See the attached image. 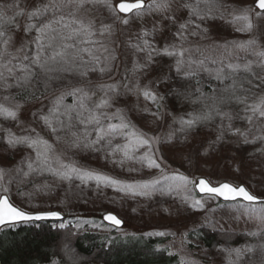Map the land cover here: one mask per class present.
Instances as JSON below:
<instances>
[{"label": "rangeland", "instance_id": "1", "mask_svg": "<svg viewBox=\"0 0 264 264\" xmlns=\"http://www.w3.org/2000/svg\"><path fill=\"white\" fill-rule=\"evenodd\" d=\"M122 1L135 2V0H108V5L111 7L104 3H86L78 12V19L85 24H93V30L97 33L94 39L102 41L108 47L109 52L103 55L115 56V59L109 58L107 61H103V55L97 53L101 55V66H106L108 71L104 73L89 72L85 81L76 86H82L88 91L91 99L87 103L90 108H93L95 103L105 95L101 90L102 85H118L115 92L107 94L111 106L99 111L112 116L117 113V110H121V115L125 117L126 121H130L136 129L148 135L159 136L161 143L154 144L153 147L160 149L156 154L157 159L161 154L164 157L162 164L165 169L164 174H183L188 178L189 183L184 185L180 181L172 182L174 185L180 184L181 187L179 191L171 195H161L157 191L151 195H139L136 198L128 191H121L123 194L119 196V194L113 193V190L119 191L117 187L101 185L103 189L95 191L92 195L95 198L93 201L97 200V202L91 203L89 207L92 208L91 212L93 213L100 215L112 213L124 222V227L121 230L102 225L99 227V232L110 234L114 230L123 235L136 232V234L142 233L156 239L162 238L166 242L161 248L166 249L171 255H176L182 263L203 264L201 260L202 242L196 238H190L192 232L201 228L229 232L260 231L264 230V222L258 218L259 214L247 215L243 208L238 211V203L223 204L215 198L199 197L195 192L193 181L196 182L203 178L212 186L223 182L235 186L243 184L250 193L264 199V139H258L254 143H245L243 136L227 130L229 124L227 118L221 123L220 117H215L212 121L198 124L186 134H178L177 138L164 143L167 136L179 127L174 123V120L188 119L190 118L189 113H199L204 108V102L193 104L190 99H186L188 93L195 91L196 80L186 79L182 73L177 74L175 57L154 55L149 70L138 71L140 69L135 66L139 65L137 60L142 53L132 45H137L142 33L150 30L158 50L173 44L193 49L191 52L185 53V59L187 60L189 56L193 60L203 59L204 66L209 69L223 67L224 72L228 74L230 70L227 68V64L243 65L251 61L248 72L235 73L232 79L224 80L223 83L213 79L214 72L210 74L203 71L202 68L197 69L195 65L192 67L198 72L200 86L207 97H211L214 90L217 97L231 95V93H222L220 90L231 85L233 79L236 81L235 95L245 97V103L238 104L234 101L225 103L221 106V110L232 116V128L246 133L248 140L252 141L255 137H264V117L260 116L259 112L253 113L250 108L245 111L246 105L258 103L259 97L264 96V86L253 87V85H259L260 81L264 79V59L252 54L264 51V15L257 16V10L253 7L255 0H222V4L219 5L223 9L220 13L221 20L207 23L203 26L204 28L198 29L199 35L185 42L173 37V34L176 26L186 17V12L183 9L186 0H166L168 5L166 9L135 12L130 16H122L116 11H112V8ZM144 2L145 5H148L152 3V0H144ZM12 5L18 6L10 7ZM44 5L68 6V0H0V6H3L0 8V12L13 18L12 23L6 24L5 27L7 36L11 37L8 51L14 56L22 57L23 52L19 50L32 47L31 41L35 30L26 32L25 28L30 23L40 25L44 17L29 20L28 14ZM71 6L76 9L75 2ZM248 8L252 9L247 13L248 21L233 20L234 17L241 16ZM16 12L21 14L15 15ZM123 20L128 22L123 23ZM249 22L252 25L250 30L237 31V28L245 27ZM102 25L110 26V32L103 36L99 34ZM205 29L207 31H204ZM248 41L252 43L246 48L236 47L232 43ZM134 48L139 53L136 57L133 55ZM143 58L140 56L139 60ZM213 60L217 63H212ZM185 67L187 68V65ZM60 77L59 81H68L71 78V80H80L79 74L75 77L62 74ZM249 81L252 83L250 84ZM124 85H129L131 90L126 89ZM71 87H67L59 93H49L47 97L30 103L17 100L14 90L0 93V103L5 106L16 103L23 105L16 120L0 117V169L6 173L4 180L0 181V185H2L0 186V195H10L17 205L26 206L29 201L21 199L22 195L14 189L13 182H8L17 176L16 169L23 166L21 161L24 159V157H20L16 160L12 154L6 151L4 135L9 132L16 136H36L38 134L52 144L55 154L61 155L64 162H68V158L71 157L79 166L117 179L121 185L134 182L142 183L161 175L159 169L149 168L139 160L133 167H124L122 173L117 170L110 171V169L104 168V166L109 168L108 162L103 159L100 153L93 152L91 154L88 152L83 157H78L64 150L65 148L61 144L53 141L50 134L41 125L38 110L43 109L45 114L52 106V101L65 90H70ZM144 91H153L164 95L165 99L159 102L162 105L159 112H157L156 103L145 98ZM5 96L13 99L5 101L3 99ZM68 97L73 98L70 95H65L64 100ZM206 102L211 103L210 100ZM34 113H37L35 117ZM242 116H251L252 119L250 121L241 119ZM111 122L119 123L120 121L113 119ZM216 125H220V128ZM221 135L222 139L217 141V137ZM125 142L123 137H118L114 141V143L121 144ZM139 151L142 156L147 148H141ZM53 166L57 165L53 162ZM129 167L131 168L129 169ZM75 181L77 180L72 182ZM3 187H8L10 191L4 193ZM32 193L36 195V198L31 201L30 210L59 211L65 215V212L58 208L56 198L50 195L42 196L39 199L38 195L41 193ZM185 197H187V203L184 202ZM194 199L202 200L203 210L193 211L188 207ZM255 207L259 208L260 205H255ZM206 218L212 222L213 227H202ZM158 232L164 233V235H156ZM210 256L211 264H219L214 258L215 254H210Z\"/></svg>", "mask_w": 264, "mask_h": 264}, {"label": "snow or ice", "instance_id": "2", "mask_svg": "<svg viewBox=\"0 0 264 264\" xmlns=\"http://www.w3.org/2000/svg\"><path fill=\"white\" fill-rule=\"evenodd\" d=\"M75 2L76 9L68 13L69 18H65L62 13L64 5L59 7L55 5H44L38 7L30 12L29 20L32 18L40 19L46 17V14L50 11V8L55 9L56 12H60V15H53L51 19H47L46 22L41 23L39 26L36 24H28L25 28L26 32H31L33 29L36 32V36L31 41V48H21L19 51L23 52V56H14L8 51L11 44V37L7 36L6 24H11L13 18L5 16L3 12H0V86L4 89L16 87L20 90L18 95L27 102L28 100L39 99L36 95L35 90H31L33 80L43 77L42 82L45 85V90L49 86V83L53 80L60 79L61 73L66 71L77 72L80 76H86L88 72L99 71L104 73L108 71L106 66L102 65L101 55L109 52L108 47L100 40H96L93 37L97 34L93 29L92 23L85 24L82 20L77 18V14L86 3H104L108 5V0H68V6ZM207 2V0H193L191 3H186L184 6L189 9V20L178 25L176 32L177 38L183 40L186 39L185 32L188 30L190 24H192V16H195L198 20L203 21L206 17L200 13V4ZM18 5H12L10 7H17ZM111 7L110 5H108ZM168 7L166 0H152V3L145 5L144 0H135V2H121L116 8L120 13H130L133 11L144 12L151 11L153 9H166ZM254 7L259 10L257 16L264 15V0H255ZM3 8V6H0ZM116 8H112V11H116ZM252 9L248 8L244 10V13L239 17H234L233 20H245L248 21L247 13L251 12ZM21 13L16 12L15 15ZM123 23H127V20H123ZM197 29L200 28L199 24H196ZM252 27L251 23H247L245 27L237 28V31L250 30ZM204 31H207L206 29ZM110 32V26L102 25L99 34L103 36L105 33ZM148 32L142 33V36H148ZM192 36L199 35L198 32L193 31L190 33ZM69 41H75L70 43ZM239 48H246L247 45L251 44L248 42H232ZM139 51L148 52V59L151 61L153 55H166L168 57H175V71L177 74H183L186 79H195L196 88L192 93H188L186 99H190L191 103L196 104L204 102V108L199 113H189L188 119L179 118L174 120V123L178 124L179 127L175 128L171 132L164 143L177 138L179 135H184L198 124L212 121L215 117H220L223 121L225 118L229 121L227 126L228 131H232L244 137V142L254 143L258 139H264V137H255L252 141L248 140L246 133L240 132L239 129H233L231 125L232 116L228 112L221 110V106L225 103L232 101L238 104H244L246 98L243 96L235 95L236 81L233 79V83L226 88H222V93H231L229 96L215 95V90L211 97H207L202 91L200 81L198 79V72L193 69V65L197 69L202 68L203 71L214 72L213 79L221 81L232 79L233 74L238 72H248L251 67V61L241 64H227V68L230 70L228 74L224 72L223 67L216 69H209L205 65L203 59L193 60L191 56L185 59V53L191 52L193 49L178 47L177 45H166L164 49L157 50L153 48L147 39L143 40V47L139 45H132ZM227 47V45H225ZM197 51L199 49H196ZM100 53L101 55H98ZM87 54L88 59H85ZM253 55L264 59V51L254 52ZM109 58L115 59V56L103 55V61H107ZM212 63H217L215 60ZM91 65V66H89ZM187 65V68L185 67ZM136 68H141V65H136ZM9 79L13 80L14 83H8ZM251 84L252 82L249 81ZM264 86V79L260 81L259 85H253V87ZM128 90H131L129 85H124ZM118 88L116 84L102 85L101 90L105 93L94 105L93 108L88 106L87 101L91 99L88 91L82 86H72L70 90H65L59 96L52 101V107L48 109L47 114H44L43 109L39 111V119L50 130V133L55 137L56 142L65 143L68 148L71 149H83L85 151L93 152H105L106 157L114 156L116 153H122L125 158H132L141 148H147L142 156L136 157L142 164H145L149 168L159 169L161 175L158 178L151 179L146 182H134L129 184L121 185V182L117 179L110 178L108 175L95 173L89 169H85L83 166H79L71 157L68 158V162H64L61 155H56L52 144L47 140L32 135H21L16 136L11 132L8 133L7 143L11 147L17 145H24L32 149L35 152V158L25 157L21 163L27 168L24 171L22 167H17V176L11 178L8 182L12 183L15 180L23 176L24 178L29 177L32 174H45L51 175L58 180L67 181L71 183L73 180H79L83 184L89 182H95L97 185H105L109 187H117L119 191H128L132 195H151L154 192L159 191L161 195H171L174 192L179 191L181 185L173 184L174 181L183 182L184 185L189 183L188 178L183 175L176 173L174 175H167L165 169L162 167L164 163V157L161 154L157 159V153L160 151L158 147L154 148L153 145H159L161 143L160 137L155 135H148L147 133L140 131L131 125L130 121H126L125 117L121 115V110H117V113L110 116L105 112L99 111L100 109L110 107V98L108 97L109 92H115ZM175 91V90H173ZM247 91V90H246ZM171 94V93H170ZM198 94V95H197ZM43 95V93H41ZM65 95H70L74 98L72 105H66L64 103ZM143 95L146 99H150L156 103L157 112H159L162 106L159 102L165 99L164 95L153 91H144ZM194 97V98H192ZM5 101H10L12 97H3ZM210 100L211 103L206 101ZM23 105L16 103L11 106H5L0 103V117L5 119L16 120L18 113ZM251 109L253 113L259 112L260 116L264 117V96L259 97V102L246 105L245 111ZM63 109V111H61ZM76 112L75 122L71 112ZM87 113V115H85ZM34 117L37 113L33 114ZM64 116L66 119L62 120L60 117ZM113 119H118L119 123H112ZM241 119H252L251 116H242ZM54 121V122H53ZM107 121V124H105ZM77 125L83 126L82 129L77 132ZM222 132H223V125ZM34 131V130H32ZM61 133H64L62 136ZM94 133L95 138H92ZM70 134V135H69ZM118 137L125 138L126 142L114 143ZM222 139V135L217 137V141ZM53 162L57 165L53 166ZM115 163V161H113ZM123 163V161H121ZM5 171L0 169V181L4 180ZM194 187L201 195H206L208 198H215L224 202H237L239 211L243 208V211L247 215L259 214L258 218L261 222H264V200L259 199L256 195L249 192L245 185L240 184L235 186L228 182L219 183L217 186H212L207 180L200 178L198 182L193 181ZM2 186V185H0ZM10 189L3 187V192L8 193ZM29 195V202L26 206L17 205L10 195H0V228H13L19 223H28L32 221H41L46 219H61L60 213L57 211H32L30 210L31 205V194ZM248 202L246 204H240L239 202ZM187 203V197L184 200ZM260 205L259 208L255 205ZM193 211H200L204 209V204L201 199H194L193 202L188 205ZM103 221L108 222L115 228H120L123 221L118 218L115 214L106 213L102 217ZM93 227H102V225H95ZM208 226L213 227L214 225L207 218L205 224L202 227ZM63 228L65 225L60 224ZM259 233H248V235H258ZM156 235H164V233H156ZM264 249V246H261ZM246 251H253L252 246H248ZM231 255L235 252L237 259L241 256V249L225 250ZM52 264H57L53 261ZM229 264H233V261H229ZM260 264H264V256L260 260Z\"/></svg>", "mask_w": 264, "mask_h": 264}, {"label": "trees", "instance_id": "3", "mask_svg": "<svg viewBox=\"0 0 264 264\" xmlns=\"http://www.w3.org/2000/svg\"><path fill=\"white\" fill-rule=\"evenodd\" d=\"M222 0H207L200 4V13L206 17L203 21L198 20L195 16H192V24L189 25L188 30L185 32L186 39L183 41L188 42L194 36L190 35L191 32H199L195 27L196 24L200 25L199 29L204 28L207 23L220 21V13L223 9L219 6ZM193 0H186V3H191ZM183 5V9L186 12V17L181 23L189 20V9ZM59 7V6H57ZM72 6H64L62 13L65 18L68 17V13L74 11ZM60 15V12H56L55 9L50 8V11L43 18L41 23L46 22L47 19H51L53 15ZM40 23V24H41ZM179 23V24H181ZM178 24V25H179ZM39 26V25H38ZM178 26L175 28L173 37H177ZM148 32V36H142L137 45L143 47V40L147 39L150 45L157 49L155 41L151 36V31ZM36 36V32L33 35V39ZM94 38V37H93ZM75 43V41H69ZM184 42V43H185ZM158 50V49H157ZM140 55L143 59L137 60L138 64L142 67L138 71H148L149 66L152 63L148 59V52L140 51ZM133 55H139L135 48L133 49ZM154 56V55H153ZM152 56V57H153ZM85 59H88L85 54ZM91 66V65H89ZM91 72V71H90ZM89 73V72H88ZM72 77L78 75L74 71H66L59 74ZM80 76V75H79ZM67 77V78H68ZM86 76H80V80L59 81L53 80L49 83L47 90L42 82L43 77L33 80L31 90H35L36 95L40 98L47 97L49 93H59L67 87L77 85L80 82H84ZM8 83H14L9 79ZM15 91V96L20 102H24L18 93L19 89L16 87L4 89L0 86V93L5 91ZM43 93V95H41ZM36 100H28L27 102H35ZM66 105H72L74 98L68 97L64 100ZM52 107V106H51ZM107 108V107H106ZM106 108H103L104 110ZM49 109V108H48ZM100 109V110H103ZM63 111V109H61ZM48 110L45 112L47 114ZM73 122H75L76 112H71ZM87 115V113H85ZM62 120L66 117L61 116ZM41 122V121H40ZM54 122V121H53ZM223 123V121L221 122ZM53 141L56 142L55 137L50 133V130L44 126ZM220 128V125H216ZM83 126L77 125L75 131L79 132ZM63 136L64 133H61ZM70 135V134H69ZM8 134L4 135V144L6 145V151L19 159L20 157L28 156L32 159L35 158V152L24 145H17L11 147L7 143ZM92 138H95L94 133ZM58 143V142H57ZM61 144L69 153H72L78 157H83L85 153H93V151H85L83 149H71L65 143ZM103 156V159L108 162L109 168L104 166L105 169L110 171L117 170L123 172V168L126 166H134L138 161L136 157L140 156L138 150L132 155V158H125L122 153H116L114 156L106 157L105 152H96ZM121 159L123 163H121ZM115 161V163H113ZM104 164V162H101ZM24 171L27 168L22 166ZM131 167H129L130 169ZM118 173V172H117ZM15 190H18V194L21 199L29 201V195L31 194V201L36 198L32 192H38L39 199L42 196H52L58 200V208L63 210L66 215V220L62 222L65 227L61 228L60 224L55 223H41V224H20L13 228H4L0 231V264H52L56 261L57 264H186L182 263L176 255H171L166 249L161 246L166 242L162 238H154L142 233L134 234H118L113 230L110 234H103L99 232V227H93L95 225H104L101 221V215L93 213L92 208L89 207L93 201L95 191L102 190L101 185H97L95 182H89L87 184L81 183L79 180L75 182L61 181L57 178L45 174H32L27 178L23 176L18 177L15 182L12 183ZM101 186V187H100ZM113 193L122 195L121 191L113 190ZM112 195V194H111ZM132 195V194H131ZM111 197V196H110ZM133 197H139L136 195ZM220 202V201H219ZM222 203V202H220ZM225 204V203H223ZM248 233H259L258 235H248ZM190 238L198 239L202 242V263L211 264L210 254H215L216 260L219 264H229V261H233V264H260L262 256H264V230L260 231H218L211 230L209 228H201L190 234ZM248 246H252L253 251L248 252L245 249ZM231 249H241V256L237 259L235 252L229 255L228 251ZM205 260H204V259Z\"/></svg>", "mask_w": 264, "mask_h": 264}, {"label": "water", "instance_id": "4", "mask_svg": "<svg viewBox=\"0 0 264 264\" xmlns=\"http://www.w3.org/2000/svg\"><path fill=\"white\" fill-rule=\"evenodd\" d=\"M122 2H124V1H122ZM119 3H121V2H118V3L116 4V6H117ZM129 3H131V2H129ZM144 3H145V2H144ZM254 5H255V2H254V4H253V7H254ZM116 6H115V8H116ZM254 8H255V7H254ZM255 9H256V8H255ZM256 10H257V12H259L258 9H256ZM116 12H117L118 14L122 15V16H130V15H132L133 13H135L136 11H133V12H130V13H120V12L118 11V8H116ZM198 180H199V179H198ZM198 180H197L196 182H198ZM195 192H196V194H197L199 197H208V196H206V195H201V194H199L196 188H195ZM259 199H261V198H259ZM261 200H264V199H261ZM217 201H220V202H222V203H227V204L237 203V202H224V201H222V200H217ZM239 203L246 204V203H248V202L241 201V202H239ZM257 205H258V204H257ZM57 212H59V211H57ZM59 213H60L61 219H46V220H41V221H32V222H28V223H19V224H17V225H20V224H41V223H55V224L57 223V224H59V223L64 222V221L66 220V218H67L63 213H61V212H59ZM103 215H104V214H103ZM103 215H101V221H102V223H103L104 225H106V226H108V227H111V228H113V229H115V230H121V229L124 227V222H123V224H122V226H121L120 228H115L114 226H111L108 222L103 221V219H102ZM2 229H4V228H0V231H1Z\"/></svg>", "mask_w": 264, "mask_h": 264}]
</instances>
